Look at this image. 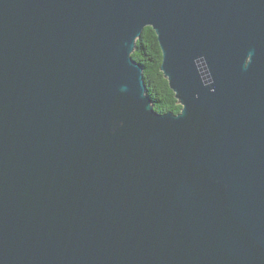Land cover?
Instances as JSON below:
<instances>
[{
	"label": "water",
	"instance_id": "95a60500",
	"mask_svg": "<svg viewBox=\"0 0 264 264\" xmlns=\"http://www.w3.org/2000/svg\"><path fill=\"white\" fill-rule=\"evenodd\" d=\"M0 264H264V0H0Z\"/></svg>",
	"mask_w": 264,
	"mask_h": 264
},
{
	"label": "trees",
	"instance_id": "16d2710c",
	"mask_svg": "<svg viewBox=\"0 0 264 264\" xmlns=\"http://www.w3.org/2000/svg\"><path fill=\"white\" fill-rule=\"evenodd\" d=\"M131 58L142 67L146 94L151 98L154 110L160 113L168 111L179 113L181 105L160 69L162 53L152 27L143 28L140 37L136 40Z\"/></svg>",
	"mask_w": 264,
	"mask_h": 264
}]
</instances>
